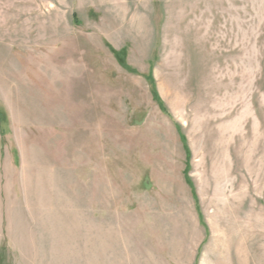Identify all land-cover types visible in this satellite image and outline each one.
Here are the masks:
<instances>
[{"label": "rangeland", "instance_id": "374dc122", "mask_svg": "<svg viewBox=\"0 0 264 264\" xmlns=\"http://www.w3.org/2000/svg\"><path fill=\"white\" fill-rule=\"evenodd\" d=\"M0 119V264H264V0H0Z\"/></svg>", "mask_w": 264, "mask_h": 264}, {"label": "crops", "instance_id": "0c3cea01", "mask_svg": "<svg viewBox=\"0 0 264 264\" xmlns=\"http://www.w3.org/2000/svg\"><path fill=\"white\" fill-rule=\"evenodd\" d=\"M43 239L46 240V232L45 231L43 233ZM49 239H50V237H49Z\"/></svg>", "mask_w": 264, "mask_h": 264}, {"label": "trees", "instance_id": "16d2710c", "mask_svg": "<svg viewBox=\"0 0 264 264\" xmlns=\"http://www.w3.org/2000/svg\"><path fill=\"white\" fill-rule=\"evenodd\" d=\"M1 120V119H0Z\"/></svg>", "mask_w": 264, "mask_h": 264}]
</instances>
